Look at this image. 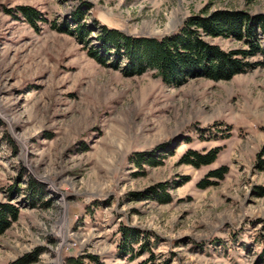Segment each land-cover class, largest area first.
Here are the masks:
<instances>
[{
	"label": "rangeland",
	"instance_id": "rangeland-1",
	"mask_svg": "<svg viewBox=\"0 0 264 264\" xmlns=\"http://www.w3.org/2000/svg\"><path fill=\"white\" fill-rule=\"evenodd\" d=\"M206 6L264 15V0H0V203L19 210L0 236V264L27 256L30 264H138L149 252L155 264H264V196L255 193L264 171L254 168L264 147V64L175 86L156 70L129 76L100 64L62 32L75 30L81 7L93 46L100 27L161 39ZM215 148L211 165L178 163L187 150ZM223 166L224 179L198 187ZM159 183L170 202L130 196ZM123 227L139 233L135 252L140 242L148 251L120 257Z\"/></svg>",
	"mask_w": 264,
	"mask_h": 264
},
{
	"label": "trees",
	"instance_id": "trees-1",
	"mask_svg": "<svg viewBox=\"0 0 264 264\" xmlns=\"http://www.w3.org/2000/svg\"><path fill=\"white\" fill-rule=\"evenodd\" d=\"M82 6L88 9V4ZM81 8V7H80ZM78 8L72 14V20L77 24L75 30H62L63 33L74 35L76 40L83 45L90 46L88 54L103 65L112 66L129 76L141 75L148 70H156L157 76L164 83L180 86L191 77H204L218 82L229 80L234 75L244 73L245 70L264 64V15H250L235 9H222L210 11L208 6L200 14L188 17L177 33L163 37L135 38L127 36L118 30L100 27L96 30L93 46L92 37L94 30L80 25L84 12ZM29 20L34 16L33 10L22 9ZM36 15V14H35ZM68 29V28H67ZM230 39L240 42L242 49L223 51L207 39ZM260 56L263 62L251 63L248 60ZM112 59H111V58ZM124 62L123 67L121 64ZM161 149L166 154L174 152L168 148ZM219 149H211L202 154L187 150L178 163L199 169L215 162ZM149 154H137L139 161ZM264 147L257 155L254 168L264 171ZM149 166L159 162L146 160ZM228 173L226 167H219L207 173L197 185L206 189L212 185L211 179L222 180ZM213 180V181H214ZM258 197L264 196V187L255 188ZM148 193V194H147ZM146 194H130L134 201L154 199L160 203L170 202L166 191V184L159 183L147 190ZM19 210L12 204L0 203V236L18 218ZM121 244L119 245L120 257L135 259L147 250V244L140 242V250L135 252L134 246L139 244V233L132 228H121ZM29 256L23 257L12 264H30ZM68 264H78L76 260H68ZM138 264H155L154 256L149 252V257Z\"/></svg>",
	"mask_w": 264,
	"mask_h": 264
}]
</instances>
